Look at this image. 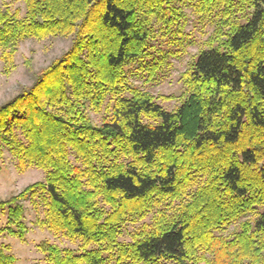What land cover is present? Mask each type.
<instances>
[{
    "label": "trees",
    "instance_id": "trees-1",
    "mask_svg": "<svg viewBox=\"0 0 264 264\" xmlns=\"http://www.w3.org/2000/svg\"><path fill=\"white\" fill-rule=\"evenodd\" d=\"M23 1L24 14L0 6L4 74L27 38L73 41L0 106V157L45 172L0 201V234L25 241L29 200L41 227L79 243L42 242L41 264H264V0L192 2L214 30L172 111L127 66L156 31L181 33L177 0ZM103 106L97 125L89 109ZM17 261L0 242V264Z\"/></svg>",
    "mask_w": 264,
    "mask_h": 264
},
{
    "label": "rangeland",
    "instance_id": "rangeland-1",
    "mask_svg": "<svg viewBox=\"0 0 264 264\" xmlns=\"http://www.w3.org/2000/svg\"><path fill=\"white\" fill-rule=\"evenodd\" d=\"M194 1L197 0H177L176 5L181 8L183 14L181 33L168 37L162 30L157 29L158 34H155L151 42L152 47L145 57L131 61L127 66L130 83L157 97V101L169 111L175 110L187 97L182 75L189 68L198 51L205 47V41L214 30L209 21L197 16L192 6ZM3 4L10 5L13 10L20 9L21 14L26 11L23 0H0V6ZM156 26L159 27L160 24L156 23ZM72 41L73 36H51L43 40L25 39L19 46L16 57L17 67L11 75L4 74L3 63L0 60V106L24 87L32 85L38 73L62 56L71 47ZM104 110V106L102 112L89 109L93 123L102 124ZM44 178L45 172L42 169L28 167L21 170L17 159L5 149L4 155L0 157V201L18 194L33 183L43 181ZM24 205L25 220L29 229L25 241L0 234V242L12 246V251L18 258L16 264L43 263L44 256L38 245L46 240L62 247L79 248V243L72 242L62 235H55L37 223L38 219L43 217L42 209L33 208L29 200L24 201ZM150 219L151 215L146 221ZM5 222V215L0 212V227ZM142 223L143 221L128 223L120 239L131 240L132 232ZM234 227L235 225L230 226L228 232Z\"/></svg>",
    "mask_w": 264,
    "mask_h": 264
}]
</instances>
